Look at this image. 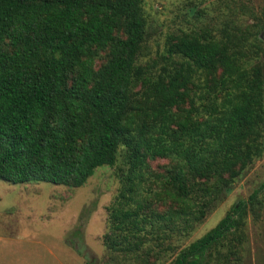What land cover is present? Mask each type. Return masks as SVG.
<instances>
[{
    "label": "trees",
    "instance_id": "trees-1",
    "mask_svg": "<svg viewBox=\"0 0 264 264\" xmlns=\"http://www.w3.org/2000/svg\"><path fill=\"white\" fill-rule=\"evenodd\" d=\"M146 34L143 0H0V179L80 187L124 147L105 245L139 257L151 233L191 231L264 153V75L239 41L173 35L143 63ZM155 158L176 164L154 174ZM263 189L171 264L234 254Z\"/></svg>",
    "mask_w": 264,
    "mask_h": 264
},
{
    "label": "rangeland",
    "instance_id": "rangeland-1",
    "mask_svg": "<svg viewBox=\"0 0 264 264\" xmlns=\"http://www.w3.org/2000/svg\"><path fill=\"white\" fill-rule=\"evenodd\" d=\"M147 18L146 50L141 61L161 58L173 35L185 33L232 37L241 51L264 75V0H143ZM107 60L102 52L97 65ZM125 148L113 166H102L80 186L50 182L13 183L0 179V264H171L192 241L212 230L241 200L264 184V153L255 158L191 231L168 230L169 235L151 233L142 256L110 252L105 245L109 232V207L122 188L127 167ZM154 174H166L173 158L149 159ZM159 179V178H158ZM153 178L146 185L157 188ZM261 203L250 210L245 239L236 252L223 248L220 260L210 264H264V189ZM156 210L176 207L171 200H155ZM171 226L168 225L167 229ZM177 228V227H176Z\"/></svg>",
    "mask_w": 264,
    "mask_h": 264
}]
</instances>
